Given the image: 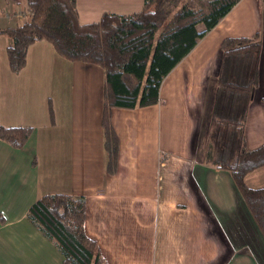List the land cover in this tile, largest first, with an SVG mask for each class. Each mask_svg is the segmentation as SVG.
Here are the masks:
<instances>
[{
  "label": "crops",
  "instance_id": "1",
  "mask_svg": "<svg viewBox=\"0 0 264 264\" xmlns=\"http://www.w3.org/2000/svg\"><path fill=\"white\" fill-rule=\"evenodd\" d=\"M143 7L144 0H77L81 24ZM27 9L28 0H0V32L23 24L17 16ZM257 33L260 81L245 137L249 149L263 145L264 0H240L164 79L157 105L113 109L115 175L102 127L104 68L69 61L42 40L15 73L10 38L0 34V123L33 128L22 148L0 139V264H63L28 219L35 202L55 194L86 198V232L109 264H264V238L231 174L203 163L222 41ZM246 183L264 187V168Z\"/></svg>",
  "mask_w": 264,
  "mask_h": 264
},
{
  "label": "trees",
  "instance_id": "2",
  "mask_svg": "<svg viewBox=\"0 0 264 264\" xmlns=\"http://www.w3.org/2000/svg\"><path fill=\"white\" fill-rule=\"evenodd\" d=\"M239 1L144 0L138 13H105L98 22L81 24L77 0H28L29 19L0 34L10 38L8 60L15 73L26 66L30 46L42 40L50 42L69 61L104 68L102 127L109 159L107 171L115 175L120 144L112 122L113 109L157 105L164 79ZM221 48L223 60L203 163L231 174L264 238V187L250 188L246 183L249 174L264 168V144L249 149L245 137L247 113L260 81L262 39L259 33L228 37ZM32 132L30 127L0 123V139L15 148L24 147ZM230 136L232 139H228ZM231 145L235 146V156L228 159ZM86 218L83 196L46 195L28 212V219L60 249L63 264H109L98 242L87 234Z\"/></svg>",
  "mask_w": 264,
  "mask_h": 264
},
{
  "label": "rangeland",
  "instance_id": "3",
  "mask_svg": "<svg viewBox=\"0 0 264 264\" xmlns=\"http://www.w3.org/2000/svg\"><path fill=\"white\" fill-rule=\"evenodd\" d=\"M20 16H17V17H22L23 19L25 18V20H22V21H27L28 19H29V16H30V12H29V8L26 10V11H24L23 13H18ZM3 16L5 15H7V13L6 12H4L3 14H2ZM217 87V86H216ZM228 139H232V136H230V137H228ZM228 142V141H227ZM198 144V143H197ZM203 144H205V143H203ZM234 145V144H233ZM227 151H229L228 153H226L227 154V158L228 159H233V157L235 156V146H232L231 145V149L229 150H227ZM85 230H86V223H85ZM88 234V233H87ZM100 246V245H99ZM64 260V259H63Z\"/></svg>",
  "mask_w": 264,
  "mask_h": 264
}]
</instances>
